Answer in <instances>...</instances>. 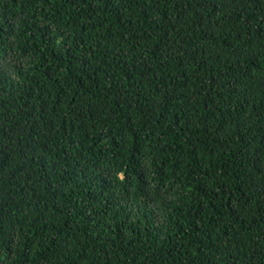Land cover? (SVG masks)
Instances as JSON below:
<instances>
[{
	"label": "trees",
	"instance_id": "obj_1",
	"mask_svg": "<svg viewBox=\"0 0 264 264\" xmlns=\"http://www.w3.org/2000/svg\"><path fill=\"white\" fill-rule=\"evenodd\" d=\"M0 264H264V0H0Z\"/></svg>",
	"mask_w": 264,
	"mask_h": 264
}]
</instances>
